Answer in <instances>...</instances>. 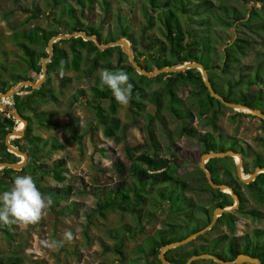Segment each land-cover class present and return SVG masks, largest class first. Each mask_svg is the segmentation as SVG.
<instances>
[{
	"label": "trees",
	"instance_id": "1",
	"mask_svg": "<svg viewBox=\"0 0 264 264\" xmlns=\"http://www.w3.org/2000/svg\"><path fill=\"white\" fill-rule=\"evenodd\" d=\"M52 5H60L59 0H49ZM75 2L76 7H79L82 12L85 9H90L97 0H71ZM244 0H240V7L243 10L229 6L224 7L223 0H146L143 6V17L148 29H153L158 24L160 34L169 43L162 42L153 56L154 68L152 63L140 65L141 68L148 72L153 69L162 70L164 68H174L188 63L202 64L209 74V81L216 93L223 96L226 101L247 106L250 109L259 110L264 115V0H254V5H243ZM249 2V0H248ZM261 5L258 6L257 4ZM101 5L106 12L110 11V3L107 0H101ZM67 11L73 20L70 28L61 31L59 28L45 29L35 27L30 31H17L11 35V40L21 53V58L17 60L16 65L23 64L27 71L33 74H41V60L48 57L46 49L50 41L59 35H72L74 33H85L88 37H96L100 44L107 45L115 43L118 38L104 41L101 33L91 27H83L76 15L74 17V7H68ZM224 12H227L224 15ZM35 13L34 16L38 15ZM56 24L60 21L57 20ZM61 25V24H60ZM215 26L219 30H214ZM214 27V28H213ZM121 37L131 42L133 52L137 51V43L130 37L127 32L123 31ZM120 39V38H119ZM159 42L158 37L154 41ZM229 41V42H226ZM223 44V49H219L220 44ZM37 45H43V52H38ZM69 45L70 50H66L65 46ZM64 46V47H63ZM82 50L88 53L91 67L83 72L85 75H94L95 72L104 68L109 71H124L130 78V83L133 84L132 99L130 107L135 114H140L145 102L151 101V96L154 97V106L156 107V119H161L163 111H167L170 115L182 119V128L179 133L183 138L196 140L201 148V154H215L234 151L242 156L243 161V178L247 179V175L253 174L258 167L264 168V155L261 153L251 154V146L243 143L241 146L235 137L224 139L219 135L220 127L217 125L216 113L218 105L225 108L223 104L212 98L208 89L205 86L203 76L199 70H187L177 73H167L162 77H169V83L183 85L195 84L200 87L201 92L206 94V102L201 101V110L199 115L215 114L210 117L209 128L211 131L199 132L193 128L194 116L189 110L183 108V102L176 98L175 90L177 84H167L166 92L169 96H165L163 88L148 93L146 86L149 87L150 82L156 78H150L140 75L130 65L128 57L122 52L121 47L109 48L100 51L98 46L93 41H84L83 38H71L60 40L54 45L52 61L47 64L48 72L46 81L41 88L35 90L32 87H22L19 93L15 94L9 102L13 104V110L17 111L28 122L23 138L11 140V144L28 154L31 160L32 155L37 151L39 145L50 146L53 151H61L65 149L63 144L50 142L48 139L43 141L40 137H32V125L30 118L26 117L25 112H30L39 124L43 127L54 126L55 123H50L48 117L52 116L49 112L40 111L41 104L47 102H58V98L52 96L49 89L50 78L60 76L61 63L63 62V71L70 69L80 72L83 61ZM113 55L117 56L116 65L112 63ZM217 56L220 63L210 61L208 58ZM91 57V58H90ZM91 59V60H90ZM135 62L139 64V58L134 55ZM244 60H249L243 64ZM12 66L16 69L17 66ZM4 69V67H2ZM234 73L237 74L239 80L234 81ZM217 80L221 81L217 83ZM22 81H36L30 79L24 74L17 73L14 75L15 84H10L1 81L0 76V93L5 94L13 89ZM158 81V80H157ZM91 87L93 95L94 108L97 117L104 126V135L107 138H114L117 132L122 129L121 122L115 118L119 103L113 97L111 90L100 83V77H97ZM66 86L69 79L61 81ZM147 87V88H148ZM45 91V93H44ZM48 94L49 96H47ZM239 100L232 96L236 95ZM85 95L84 92H79V96ZM47 97H53L52 99ZM167 98V102L166 99ZM174 101L176 103H174ZM108 102L109 117L104 116L101 103ZM92 104V102L90 103ZM217 104V106H215ZM250 114H253L249 111ZM5 119L0 114V149L3 152L0 157V163L17 164L20 159L15 154L10 153L5 145L6 135L22 128V122L18 123L15 119L8 116L6 113ZM250 114L237 113L239 117L250 116ZM153 121V117L149 116ZM258 118L263 125L262 133H264V121ZM18 123V124H17ZM153 122L148 126L147 141L140 147L128 150V160L130 167L128 168L119 159L114 162L113 169L119 177L120 182L114 188L103 192L104 199H99L96 209L92 210L87 216V226L85 234H88V228L93 225L92 218L94 216L100 219L110 213L117 212L120 215L131 217L136 224V230L143 233L148 222L154 221L157 218L158 212L166 209L165 221L163 229L157 233L155 237H149L145 241V245L149 247V252L145 251L144 246H137L132 251V254L137 258L134 262L144 261L145 264H163L159 259L160 250L176 241H183L191 235L207 228L213 217V212L217 208H227L235 205L232 196L224 191L211 189L207 177L201 168L196 170V178H193L195 186H191L190 182H186L181 177L177 176L174 163L177 161L176 147L170 144L167 148L166 156L162 155V150L155 138L153 130ZM17 125V127H16ZM77 127L73 124L67 125V130L74 134L77 133ZM217 135V137L215 136ZM22 141L19 146L17 141ZM36 140V141H35ZM70 141H77V137L72 135ZM227 141V143L224 142ZM264 146L263 138H259ZM233 143L238 148L233 146ZM25 145H28L24 148ZM230 145V147H229ZM143 150V151H142ZM142 151V152H141ZM139 153H141L139 155ZM238 158L226 157L219 159H210L206 168L211 174L213 181L218 185H228L233 189V192L240 200L238 210L229 213H224L217 221L214 228L208 233L213 234L219 226L225 224L228 233L217 235L212 239L207 246L200 248H191L193 243H196L204 236H200L186 247L175 248L169 250L165 257L172 264H186L192 256L199 254H209L217 256L226 261H235L241 255H249L257 258L264 264V230L255 229L252 234H247L243 237L237 235L238 216L249 218L256 221H264V174H259L254 182L247 185L241 182L237 176L236 164ZM250 160V162H248ZM21 163V162H20ZM64 161L60 160L54 164L53 176L58 183L64 182L63 176ZM24 168L21 172H24ZM13 173H19L11 169L0 170V190L1 185L7 186V180ZM246 175V176H245ZM44 195H51L56 206H59L64 200L71 196L70 188L65 189H49L43 187L41 189ZM1 192V191H0ZM244 192H248V196ZM81 193H87L83 190ZM80 193V194H81ZM250 200L257 209L249 207ZM199 205V206H198ZM199 209L198 219L200 225L197 230L190 231L192 219H194L195 209ZM191 211V212H190ZM190 212V213H189ZM184 214V215H183ZM0 227L3 234L9 236L5 229ZM188 232L184 237H179L178 232ZM130 233V228L125 226L122 231H112L106 236L109 240H113L114 244L103 245L102 249L107 253H111L119 258L122 263L127 262L126 245L127 237ZM28 261L22 247H18L13 252L10 258L0 259V264H24ZM210 264H216L212 261H207ZM198 264V261L192 263Z\"/></svg>",
	"mask_w": 264,
	"mask_h": 264
},
{
	"label": "rangeland",
	"instance_id": "2",
	"mask_svg": "<svg viewBox=\"0 0 264 264\" xmlns=\"http://www.w3.org/2000/svg\"><path fill=\"white\" fill-rule=\"evenodd\" d=\"M107 1L111 5L109 12L105 11L101 5V0L95 1L90 9H85L82 12L79 7H76L75 2L71 0H59L60 5L58 6L52 5L49 0H0L1 81L15 84L14 75L17 73L36 80L31 81L33 83L41 78L42 72L41 74H33L27 71L24 62L23 64L16 65L17 60L22 55L15 46L16 44L11 40V35L15 29L26 32L35 27L48 30L59 28L61 31L70 28L72 23L77 22L71 18L70 13L67 11L70 6L74 7V17L78 16L80 24L85 29L87 27L97 29L105 42L115 38H118V41L122 39L127 40L121 37L123 31L127 32L131 36V38H127L133 39L137 43V51L135 53L133 50L132 53L138 56L139 66L153 62V56H155V52L158 51L162 42H166L169 46V43L160 34L158 24L153 29L146 27L142 13L146 0ZM223 1L225 8L232 6L238 8L239 11L243 10L240 7V0ZM253 1L249 0L248 2V0H244L242 3L243 5H254ZM257 5L260 6L261 4L258 3ZM37 10L39 13L35 17L34 14H37ZM226 13L224 12V15ZM57 20L60 21L59 24H56ZM214 30H219V27L215 26ZM156 37H158L159 42L154 41ZM130 46L132 48L131 42ZM65 48L66 50H70L69 45L65 46ZM219 49H223L222 43ZM36 50L43 52V45H37ZM100 51H103V49H100ZM81 53L83 54V61L80 72L70 69L63 71V75L59 73L60 76L50 78L49 89L52 96L58 98V102H47L39 105L40 111L52 114L48 119L50 123H55V125L49 126L48 124L43 127L30 112H25L24 114L31 120L32 137H40L43 141L48 139L50 142L63 144L65 149L55 152L49 145L44 146L40 144L37 151L32 155L33 158L31 160L28 158V162L24 167L27 169L24 172L20 170L16 171L19 173L11 174L7 180V186L1 185L0 190V194L10 190L16 176L31 175L40 191L43 187L65 190L70 188L71 196L59 206L53 204L48 211V215L37 225L29 226L28 228H21L15 225L11 229L6 227L5 229L9 233V236L4 235L3 231L0 230V259L12 257L13 252L20 246L28 259L24 264H145L144 261L140 263L134 262L137 256L132 254V251L140 245L144 246L147 253L150 251L149 247L144 243L146 239L155 237L163 229L166 209L158 212L157 218L154 221L148 222L143 233L136 230V224L131 217L127 216V214L120 215L117 212L108 214L105 219L94 216L92 218L93 225L88 228V234H85V229L88 225V214L96 209L100 197L104 199L103 192L114 188L120 182L118 175L113 169L114 162L119 159L128 168L130 167L128 150L140 147L147 141L150 122H153V132L163 156L168 155L167 148L170 144L175 145L176 148L174 150L177 151L178 158L176 163H174V167L176 168L177 176L186 182H190L191 186L197 185L192 179L197 176L196 170L201 168L202 154L200 145L196 140L180 136L182 119L170 115L167 111L162 112L161 119H156L155 114L157 113L154 106V97L151 96V101L143 104L140 114L134 113L135 109L133 110L130 107V103L127 106L119 104L115 118L121 122L122 129L117 132L114 138L105 137V128L97 117L98 113L96 114L91 92L95 79L99 77V72L104 70V68L98 69L94 75H89L88 73L85 75L83 72H88L87 70L91 67V61L88 60L89 55L85 50H82ZM208 59L217 65L220 63L217 56L209 57ZM116 61L117 56L113 55L112 63L116 65ZM248 62L249 60H244L243 64ZM13 65L17 66L16 69L12 67ZM181 66L175 68H180ZM152 68H154L153 63ZM162 75L150 77L160 78L150 82L149 87L146 86L148 93L157 91L160 88H163L166 92L167 84L171 83L168 82V76L162 77ZM232 76L234 81L239 80L236 73ZM66 79H69V83L63 88L65 83L63 84L61 81ZM217 83L221 84V81L217 80ZM173 84L177 83L174 81ZM79 92H84L85 95L79 96ZM175 93L176 98L183 102V108L189 110L194 116L193 128L202 133L211 131L209 128L210 117L215 116V114L206 113V115H199L202 107L201 101L206 102V94L201 92L200 87L195 84L183 85L182 83H178ZM164 94L166 97L169 96L168 92ZM46 95L49 96L48 94ZM232 97L236 100L240 98L237 94ZM49 98L52 99L53 97H47V99ZM165 100L166 102L168 101L167 98ZM1 102L7 108L13 110V104L9 100ZM91 102L92 104H90ZM176 102L174 101V103ZM108 105V102L101 103L103 112H105L104 116L106 117H109ZM223 106L225 107V105ZM3 113H5L4 110L0 108L1 117L5 119L6 117ZM237 113L250 114L246 109L236 111V109L229 107L221 108L218 105L216 123L220 127L219 135H222L224 139L235 137V139L241 142L239 143L241 146L243 143L250 145L252 156L258 153L264 155V146L259 140V138H263L264 134L262 133V122L254 117L255 115L253 114L239 117L236 115ZM149 116L153 117V121ZM15 120L20 123L17 119ZM21 122L22 128L19 129L20 132L27 126L23 121ZM69 124H73L78 128L77 133L72 134L67 130V125ZM72 135L77 137L76 142L69 140ZM215 136L217 137V135ZM1 142L2 140L0 139ZM224 142L227 143L225 140ZM18 143L19 146L23 144L20 140L17 141ZM27 146L25 145L24 148ZM233 146L238 148L235 143H233ZM3 152L5 153V151L0 149V157ZM17 157L20 159L19 163L23 161L22 156ZM60 160L64 161L63 176L65 177V181L58 183L53 176L52 168ZM239 162L240 159L238 158L237 164ZM83 190L87 193H81ZM244 193L248 196V192ZM249 207L251 209L258 208L251 200ZM199 212L200 210L196 208L193 213L195 217L191 221L193 223L189 232L198 229L200 225L199 220H197ZM238 219V237L252 234L255 229L264 230V221L259 222L240 216H238ZM125 226L130 228V233L128 234L126 245L127 262L122 263L117 256L107 253L102 247L103 245L112 246L114 244L113 240H109L106 237L109 232H120ZM66 230L73 232L74 239L71 242L65 241L62 247L58 249L48 248L41 243L42 241L62 240ZM208 233L202 235L204 237L193 243L189 249L207 246L217 235L228 233V229L225 224H222L215 233ZM186 234L188 232H185ZM183 235L184 232H178L179 237ZM152 264H155L154 260ZM198 264L210 263L203 259L199 260Z\"/></svg>",
	"mask_w": 264,
	"mask_h": 264
},
{
	"label": "water",
	"instance_id": "3",
	"mask_svg": "<svg viewBox=\"0 0 264 264\" xmlns=\"http://www.w3.org/2000/svg\"><path fill=\"white\" fill-rule=\"evenodd\" d=\"M73 37L83 38L86 41L91 40V41L95 42L96 45L100 49H103V50H107L109 48H114V47H122V50H123L122 52L127 55L130 65L137 71L138 74L144 75L147 77H154V76H159V75L167 74V73H177L180 71L185 72L187 70H192V69L199 70L203 74V78H204L203 81H204L205 86L208 89L209 94L211 95L212 98L220 101L223 105H225V107L236 109V111L243 109V108H246V109L250 110L253 113V115L258 116L259 118H262V120L264 121V115L262 114L261 111L250 109L247 106H243L240 104L230 103V102L226 101V99L223 96L216 93L214 91V89L212 88V85L209 81L210 78H209V74H208L207 70L200 63H188L184 66L182 65L180 68H175V67L174 68H164L162 70L156 69L153 72H148V71L144 70L143 68H141L135 62L134 55L132 53L133 49L131 48L129 41L122 39V40H119L115 43H109L107 45H103V44L99 43V41L96 37H88L85 33H78V32L74 33L72 35H65V36L59 35L50 41V43L48 45V49H47L48 57L42 59V75H41V78L37 82L33 83L31 81H25V82L22 81L21 83L16 85L13 89H11L9 92H7L5 94H0V108H2L8 116L12 117L13 119H17L20 122L23 121V123H25L28 126V122L23 118L22 115H20L17 111H14V110L7 108L5 105L2 104L1 101L10 100L15 94L19 93V91L22 89V87L23 88L24 87H32L35 90L41 88V86L46 81L47 72H48L47 64L50 61H52L54 45L60 40L71 39ZM27 126H26V128H27ZM26 128L24 129L23 132H18L15 128L12 132L8 133L6 135V138H5V145L7 147V150L12 154H15L17 156H22L23 161H21V163H17V164L0 163V170L11 169L14 171H20V170L22 171L24 169L25 165L28 162V154H26V153L22 152V150L14 147L11 144V140H13L15 138L16 139L17 138H23L25 136ZM236 156H239L241 158V163L239 165L236 164V162H235L236 169H237V176H238L239 180L241 182H243L244 184L249 185L256 180V178L259 174L260 175L264 174V168L258 167L255 169L253 174L248 176L247 179H244L243 178V161H242L243 159H242V156L238 153H235L234 151H228V152H224V153H215V154H209V155L203 154L202 159H201V169L205 173L211 189L219 190L221 192H224V189H229L231 192L230 195L232 196V198L235 202V205L231 206V207H227V208H217L215 210V212H213L212 222L207 228L200 230L199 232L191 235L189 238H186L185 240H183L181 242L176 241V242H173V243L163 247L160 250V254H159V259L161 260V262L163 264H172V263L168 262L166 257H165V254L169 250H172V249H175L178 247L181 248V247L187 246L188 244H190L191 242H193L194 240H196L200 236L204 235L205 233L207 234L208 232H210L214 228V226L216 225L218 219L224 213H229L232 211L234 212V211L238 210V208L240 206V200L237 197V195L234 194L233 189L228 187V185L216 184L213 181L211 174L207 171V168H206V164L210 159H219V158H226V157H232L235 159ZM203 259H205L207 261H212L216 264H248V263L249 264H262L257 258H253L249 255H244V254L239 255L235 259V261L232 262V261H226V260L220 259L214 255H209V254H205V253L192 256L186 264H192L196 261L203 260Z\"/></svg>",
	"mask_w": 264,
	"mask_h": 264
},
{
	"label": "clouds",
	"instance_id": "4",
	"mask_svg": "<svg viewBox=\"0 0 264 264\" xmlns=\"http://www.w3.org/2000/svg\"><path fill=\"white\" fill-rule=\"evenodd\" d=\"M60 73L63 75V62ZM99 77L101 85L111 90L117 103L122 106L130 103L133 84L130 83L126 72L104 69L99 72ZM53 203L52 196H45L37 188L31 175L16 176L10 190L0 194V227L11 229L13 225L21 228L37 225L48 215ZM73 239V232L66 230L62 240L42 241L41 243L45 247L58 249L64 245L65 241L71 242Z\"/></svg>",
	"mask_w": 264,
	"mask_h": 264
},
{
	"label": "bare ground",
	"instance_id": "5",
	"mask_svg": "<svg viewBox=\"0 0 264 264\" xmlns=\"http://www.w3.org/2000/svg\"><path fill=\"white\" fill-rule=\"evenodd\" d=\"M243 109H246V108H243ZM246 110H248V109H246ZM248 111H250V110H248ZM250 112H251V111H250ZM251 113H252V112H251ZM23 130H24V129H23ZM23 130H22L21 132H23ZM17 131L20 132L18 129H17ZM236 158H239V159H240V162H239V164H240V163H241V158H240L239 156H236ZM239 164H238V165H239ZM224 191H227L228 193H231L229 189H224Z\"/></svg>",
	"mask_w": 264,
	"mask_h": 264
},
{
	"label": "flooded vegetation",
	"instance_id": "6",
	"mask_svg": "<svg viewBox=\"0 0 264 264\" xmlns=\"http://www.w3.org/2000/svg\"><path fill=\"white\" fill-rule=\"evenodd\" d=\"M227 192V191H226Z\"/></svg>",
	"mask_w": 264,
	"mask_h": 264
}]
</instances>
